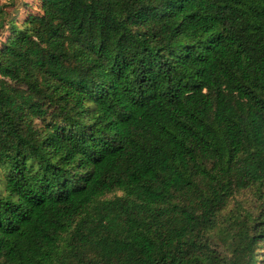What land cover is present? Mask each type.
Masks as SVG:
<instances>
[{
	"label": "trees",
	"instance_id": "1",
	"mask_svg": "<svg viewBox=\"0 0 264 264\" xmlns=\"http://www.w3.org/2000/svg\"><path fill=\"white\" fill-rule=\"evenodd\" d=\"M239 1L0 0V264H264V0Z\"/></svg>",
	"mask_w": 264,
	"mask_h": 264
},
{
	"label": "rangeland",
	"instance_id": "2",
	"mask_svg": "<svg viewBox=\"0 0 264 264\" xmlns=\"http://www.w3.org/2000/svg\"><path fill=\"white\" fill-rule=\"evenodd\" d=\"M240 3H245L247 5H252L250 0H243L242 2L239 1ZM148 62L150 61L149 59L147 60ZM38 166H36L34 164V162H29L28 163V170L30 172L31 175H34L38 170ZM252 202H253V198L252 195L250 194V192H245V193H241V195L237 196L234 200H232L229 204L228 210L227 212H229L230 210L234 209L235 206L237 208V206H240V203L243 204L245 207H250L252 206Z\"/></svg>",
	"mask_w": 264,
	"mask_h": 264
},
{
	"label": "crops",
	"instance_id": "3",
	"mask_svg": "<svg viewBox=\"0 0 264 264\" xmlns=\"http://www.w3.org/2000/svg\"><path fill=\"white\" fill-rule=\"evenodd\" d=\"M8 0H1V2H7ZM11 10V9H10ZM23 12V9L21 10V14Z\"/></svg>",
	"mask_w": 264,
	"mask_h": 264
}]
</instances>
